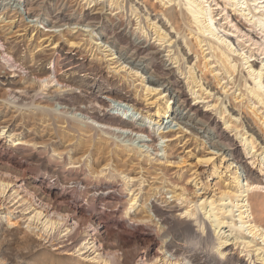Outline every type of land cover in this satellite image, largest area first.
Wrapping results in <instances>:
<instances>
[{
  "label": "bare ground",
  "instance_id": "1",
  "mask_svg": "<svg viewBox=\"0 0 264 264\" xmlns=\"http://www.w3.org/2000/svg\"><path fill=\"white\" fill-rule=\"evenodd\" d=\"M149 1L0 0V264H264V0Z\"/></svg>",
  "mask_w": 264,
  "mask_h": 264
},
{
  "label": "rangeland",
  "instance_id": "2",
  "mask_svg": "<svg viewBox=\"0 0 264 264\" xmlns=\"http://www.w3.org/2000/svg\"><path fill=\"white\" fill-rule=\"evenodd\" d=\"M143 1V0H142ZM146 1H148V0H146ZM151 1V2H150ZM149 1V3L147 2L146 4L148 5V4H150V3H152L153 1L152 0H150ZM149 6V5H148ZM1 12V11H0ZM9 13H10V11H9ZM7 15H8V13H7ZM153 15V14H152ZM12 29H15V28H12ZM2 51V49L0 48V52ZM194 55H192V57H193ZM2 65V66H1ZM5 66V62L3 61V59H1V57H0V68H2V67H4ZM7 69H5L4 71L6 72V73H8L9 74V72L10 71H13V69L15 70L16 68H12V70L11 69H9L8 67H7V65L5 66ZM24 71H22V73L20 72V73H17V75L19 76V77H21V75H24ZM19 77H17L16 78V80L19 78ZM246 113V112H245ZM244 117L246 116V118L248 119L247 121H252L251 119H253V118H251V116H250V118H249V116L247 115V113L246 114H244L243 115ZM22 117V116H21ZM18 117L17 119H16V121H15V123L14 124H16L17 122H19L18 120H25V123H26V126L28 127V126H30V125H32V121L30 120V119H28V118H26V117ZM21 118V119H20ZM28 119V120H27ZM28 121V122H27ZM249 122V123H250ZM29 124V125H28ZM251 126H254V124H252L251 123ZM21 151H23L24 153L25 152H29L28 151V149H26V148H21ZM0 153H2L5 157H11V159L14 161V162H19L21 165H22V168H27V167H32V165H27L25 162H23V160L21 159V157L20 156H18L16 153H14L11 149H5V150H0ZM16 155V156H15ZM36 157H42V158H44L45 160H47L48 161V163L52 166V167H54V162L53 161H51V160H49V158L47 157V155H44L43 153H40V152H36ZM244 160V159H243ZM50 161V162H49ZM60 174H61V176L66 180H79V178H81V180L80 181H82L83 182V184H89V182H91L90 180H88V179H86L85 178V175H84V171H81L80 169L79 170H67V169H63V168H58V167H56L55 168ZM173 171H169V172H167L166 173V177L168 178V177H170V179L171 180H175V178H174V174L172 173ZM172 176V177H171ZM76 178V179H75ZM214 182H215V180H213V181H211V185L212 184H214ZM118 188V192H117V198H122V200H124L125 199V197H124V194L122 193V190H121V187L119 186V187H117ZM263 198H264V196H263ZM262 200H264V199H262ZM257 202H258V200H256ZM257 202H255V203H257ZM79 204H83L84 202H83V197L82 198H80V200H79V202H78ZM88 206H89V208H88ZM85 207L87 208V210H88V214L90 213V212H92V208H91V205L90 204H87L86 203V205H85ZM124 209V204L122 205V204H120V203H116V201H113L110 205H109V207L107 208V211L105 212V215L103 216V219H104V222H105V224H106V226H107V228H108V233H109V235L111 234H114V233H119L120 235H122L125 239H127V240H131L133 237H136V236H138V232H137V230H132V229H127V228H125L124 227V225H123V221H124V216H123V214H122V210ZM87 213H84V215H87ZM139 230H142V228H140ZM135 235V236H134ZM27 262V260H21L20 261V263L19 264H26V262Z\"/></svg>",
  "mask_w": 264,
  "mask_h": 264
}]
</instances>
